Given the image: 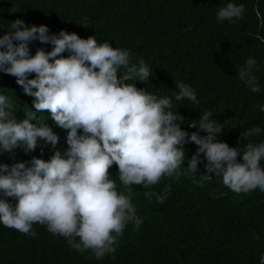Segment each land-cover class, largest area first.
<instances>
[{"label":"clouds","instance_id":"clouds-1","mask_svg":"<svg viewBox=\"0 0 264 264\" xmlns=\"http://www.w3.org/2000/svg\"><path fill=\"white\" fill-rule=\"evenodd\" d=\"M245 11L244 4L229 2L219 8L217 20H240ZM253 11L264 26L258 4ZM7 27L0 36V73L15 77L23 93L33 98L35 112L17 121L13 101L0 94V155L16 149L27 154L41 145L54 152L47 161L34 156L11 166L0 163L3 226L36 237L33 224L46 225L48 232L64 237L76 251L90 250L103 259L116 252L114 245L129 222L137 230L143 224L132 203V185L148 189L145 197L163 204L170 186L159 194L152 187L166 177L179 180L181 175L194 174L203 163L207 173L222 178L234 193L264 192V142H248L243 150L239 144L229 147L220 142L223 129L207 110L198 127L194 122L188 125L197 131L183 130L185 118L172 111V97H158L133 83L148 81L152 70L143 59L133 62L128 49L65 30L50 35L46 25L28 26L20 19ZM256 38L264 43V36ZM34 41L51 45V51L37 48L32 55L29 45ZM255 70L256 60L250 57L237 76L254 93L260 91ZM176 88L175 101L199 104L191 86L178 82ZM42 112L66 132L64 150L58 147L60 136L52 127L31 122ZM260 133L261 128L254 126L240 139L247 141ZM186 144H195L197 151L181 173ZM113 165L122 191L110 178ZM6 198L15 199V207ZM259 264H264V256Z\"/></svg>","mask_w":264,"mask_h":264},{"label":"trees","instance_id":"trees-1","mask_svg":"<svg viewBox=\"0 0 264 264\" xmlns=\"http://www.w3.org/2000/svg\"><path fill=\"white\" fill-rule=\"evenodd\" d=\"M229 2L245 5L243 18L218 22L219 8ZM257 4L264 16V0H0V36L7 33L9 23L20 19L28 26L46 25L50 35L65 30L128 49L133 62L143 59L152 70L148 81L133 83L158 97H172V111L185 118L183 130L197 131L189 129V123L198 127L200 115L211 111V119L223 129L220 142L229 147L239 144L243 150L248 142H264V43L256 38L264 36V26L253 11ZM29 47L32 55L37 48L51 51V45L38 41ZM250 57L256 60L260 87L256 93L237 78ZM178 82L193 88L199 104L175 101ZM0 94L13 101L17 121L35 112L33 98L23 93L15 77L0 73ZM37 118L31 122L52 127L60 136L58 147L64 150L66 132L47 112L37 113ZM254 126L261 128L259 135L240 139ZM42 147L27 154L23 149L5 152L0 163L11 166L34 156L47 161L54 150ZM196 151L195 144L185 145L181 173ZM203 175L212 179L203 181ZM110 178L122 191L115 165ZM131 187L132 203L143 224L139 230L132 222L126 225L114 254L97 259L90 250L78 252L39 223L33 224L36 237L0 223V264H259L264 255V192L234 193L222 178L207 173L203 163L194 174L179 180L166 177L152 187L158 194L168 188L163 204L145 197L148 189ZM6 199L15 207V199Z\"/></svg>","mask_w":264,"mask_h":264},{"label":"water","instance_id":"water-1","mask_svg":"<svg viewBox=\"0 0 264 264\" xmlns=\"http://www.w3.org/2000/svg\"><path fill=\"white\" fill-rule=\"evenodd\" d=\"M264 256V255H263Z\"/></svg>","mask_w":264,"mask_h":264}]
</instances>
